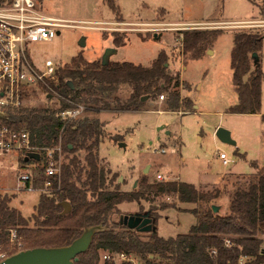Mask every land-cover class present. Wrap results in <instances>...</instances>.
I'll use <instances>...</instances> for the list:
<instances>
[{
  "label": "rangeland",
  "instance_id": "obj_1",
  "mask_svg": "<svg viewBox=\"0 0 264 264\" xmlns=\"http://www.w3.org/2000/svg\"><path fill=\"white\" fill-rule=\"evenodd\" d=\"M114 1L122 22L114 21L115 15L106 0H37L44 14L74 24L58 28L59 33L50 41L35 42L30 52L39 66L45 57L62 66L78 53L88 61L101 60L105 50L114 47L113 31L124 33L125 44L117 47L109 61L149 66L161 50L166 52L168 71L180 77L181 97L192 102L188 110L183 106L178 111L169 110L168 93L163 92L142 101L137 110L100 111L96 116L103 125L98 146L99 165L116 174L115 182L121 190L143 191L142 180L149 184L175 180L191 183L203 192L219 191L218 197L209 202L189 204L180 202L171 193L147 187L141 198L119 204L121 214L156 212L157 234L172 237L187 232L195 223V216L190 212L193 208L204 210L215 204L222 214L227 211L230 196L238 187L256 180V169L251 162L258 168L264 166V123L261 120L264 77L259 113L228 111L237 103L231 82L232 36L239 29L264 30V0ZM192 29H220V33H208L203 38L197 58L193 57L192 50L185 52L181 46V32ZM81 39L84 45H80ZM259 54L264 74V38ZM182 83H187V87ZM130 91L128 86L122 85L116 92L125 99ZM26 93L23 107L52 110L60 107L55 96H49L40 88ZM160 95H163L162 100ZM218 127L227 129L235 143L220 141L215 135ZM161 148L165 149L163 153ZM220 153L226 155V165ZM31 168H35V163H23L15 152L0 155V196H5L8 206L28 219L30 227L33 226L30 217L35 212L42 187L26 189L17 177ZM157 173L165 175L166 179L157 180ZM221 176L230 179L220 180ZM161 204L168 207L159 209ZM149 233L141 232V236L146 238ZM259 236L264 246V231ZM103 253L100 252L99 264L104 261ZM129 257L130 260L116 259L114 264H145V259L137 254L130 253Z\"/></svg>",
  "mask_w": 264,
  "mask_h": 264
},
{
  "label": "trees",
  "instance_id": "obj_2",
  "mask_svg": "<svg viewBox=\"0 0 264 264\" xmlns=\"http://www.w3.org/2000/svg\"><path fill=\"white\" fill-rule=\"evenodd\" d=\"M106 2L115 15L114 21L122 22L115 1ZM208 33H220V29L182 31L183 51L192 50L193 57L197 58L200 44ZM112 34L115 47L125 44L124 33L113 31ZM263 38L264 30L257 27L233 33L230 67L237 103L228 108L231 113H259L264 77L259 50ZM252 52L258 55L256 64L252 63ZM122 85L131 90L125 99L116 92ZM180 85L179 75L168 71L164 50L149 66L129 61H108L103 65L101 60L88 61L78 53L57 68L53 77L38 85L43 92L58 99L60 107L57 110L22 105L7 109L9 118L0 119V122L28 130L33 144L60 143V172L53 178L50 193L40 194L35 212L30 217L33 221L31 227L27 225L28 219L10 208L5 196H0V226L17 227L23 249L67 245L85 227L101 226L93 234L88 249L78 254L73 264H99L102 251L134 253L145 259V264H238L241 255L249 258L246 264L263 263L264 246L259 234L264 231V166L258 168L253 161L251 165L256 169V180L242 184L230 196L227 213L213 212L210 205L204 210L193 208L190 212L195 216V223L185 233L164 238L157 232H150L143 238L141 232L118 222L119 204L141 198L147 187L171 193L180 202L189 204L209 202L219 195L217 189L203 192L191 183L175 180L154 184L142 180L143 191H123L115 182L116 174L99 165L98 146L103 125L96 114L107 110H137L142 103L141 96L154 98L163 92L168 93L166 105L169 110L178 111L183 106L186 111L192 102L181 97ZM78 104L84 107L79 118L65 121L57 116L59 110ZM261 120L264 123V115ZM63 153L65 161L62 162ZM40 154L42 160L44 153ZM53 156L57 159V152ZM20 159L23 163H35V168L30 169V186L42 187L45 176L40 161ZM62 202L70 204V210L64 214ZM167 207L161 204L159 209ZM151 213L156 219L157 213ZM225 238L233 245L226 247ZM212 248L216 249L215 255L210 253ZM102 264L114 262L104 260Z\"/></svg>",
  "mask_w": 264,
  "mask_h": 264
},
{
  "label": "built area",
  "instance_id": "obj_3",
  "mask_svg": "<svg viewBox=\"0 0 264 264\" xmlns=\"http://www.w3.org/2000/svg\"><path fill=\"white\" fill-rule=\"evenodd\" d=\"M71 21V20H70ZM69 20L58 19L40 11L37 0H0V110L18 108L23 105L27 90L37 89L40 83L53 77L61 63L45 57L41 65L35 63L30 49L35 42L50 41L59 33L58 28L70 26ZM163 99V95H160ZM83 105L66 107L57 112L61 120H72L82 116ZM156 149H154L155 151ZM160 151L163 153L164 148ZM15 152L23 158L28 152L44 153L42 160L45 179L41 191L50 193L53 178L58 176L61 166L60 143L36 145L31 142L30 132L24 128H13L0 122V155ZM57 152V159L53 153ZM222 163L226 165L228 159L224 153L219 154ZM38 162V161H37ZM157 180H165V175L157 173ZM20 185L32 189V171L25 170L17 177ZM224 245L230 247L233 242L225 238ZM23 242L18 234L17 227L0 226V261L9 255L22 250ZM14 251V252H13ZM211 255L216 254V249L210 250ZM130 253L105 251L104 260L114 262L130 260ZM249 258L241 255L238 264H246ZM260 264H264L260 263Z\"/></svg>",
  "mask_w": 264,
  "mask_h": 264
},
{
  "label": "water",
  "instance_id": "obj_4",
  "mask_svg": "<svg viewBox=\"0 0 264 264\" xmlns=\"http://www.w3.org/2000/svg\"><path fill=\"white\" fill-rule=\"evenodd\" d=\"M80 45H84L83 39L80 40ZM116 51V47H109L105 50L101 57V63L107 64L109 57ZM252 63L256 64L258 61V55L256 52L251 53ZM72 87L71 82H68ZM148 96L143 95L140 97V101H144ZM9 113L0 110V119H8ZM217 138L226 143L234 144L235 141L231 138L230 132L223 128L218 127L215 131ZM122 145V144H121ZM24 161L28 159H34L39 161L40 155L38 152H28L24 157ZM146 169H144L145 171ZM63 210L62 213H67L70 210V204L68 202L61 203ZM213 212L219 210V205L212 204L210 206ZM155 217L150 216V211L147 210L143 213L134 212L131 214H120L118 222L125 225L129 229H135L139 232H156ZM101 226L92 225L85 227L79 236L73 239L69 244L63 246H38L27 249L19 250L2 261L0 264H73L78 259V254L86 251L91 243L93 234L100 230Z\"/></svg>",
  "mask_w": 264,
  "mask_h": 264
},
{
  "label": "crops",
  "instance_id": "obj_5",
  "mask_svg": "<svg viewBox=\"0 0 264 264\" xmlns=\"http://www.w3.org/2000/svg\"><path fill=\"white\" fill-rule=\"evenodd\" d=\"M115 47V46H114ZM116 50H117V47H116ZM114 61V60H113ZM263 82V81H262ZM261 85H262V83H261ZM259 112H260V110H259ZM168 132V131H167ZM223 176H221V178H220V180L222 179V180H228V179H230V178H227V179H223L222 178ZM240 184V183H239ZM227 207V211H228V205L226 206ZM227 211H224L223 212V214H226L227 213ZM220 212H221V209H220Z\"/></svg>",
  "mask_w": 264,
  "mask_h": 264
},
{
  "label": "flooded vegetation",
  "instance_id": "obj_6",
  "mask_svg": "<svg viewBox=\"0 0 264 264\" xmlns=\"http://www.w3.org/2000/svg\"><path fill=\"white\" fill-rule=\"evenodd\" d=\"M147 211V210H146ZM143 212H145V211H143ZM143 212H140V213H143ZM150 216L151 217H154L153 215H152V213H151V211H150ZM135 230V229H134Z\"/></svg>",
  "mask_w": 264,
  "mask_h": 264
}]
</instances>
